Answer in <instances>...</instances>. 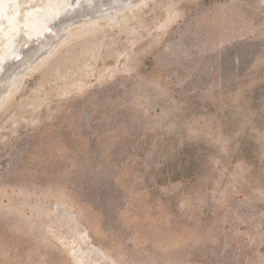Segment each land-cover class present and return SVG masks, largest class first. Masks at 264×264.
Returning <instances> with one entry per match:
<instances>
[{
	"label": "rangeland",
	"instance_id": "1",
	"mask_svg": "<svg viewBox=\"0 0 264 264\" xmlns=\"http://www.w3.org/2000/svg\"><path fill=\"white\" fill-rule=\"evenodd\" d=\"M0 2L2 54L115 1ZM125 3L0 103V264H264V0Z\"/></svg>",
	"mask_w": 264,
	"mask_h": 264
},
{
	"label": "bare ground",
	"instance_id": "2",
	"mask_svg": "<svg viewBox=\"0 0 264 264\" xmlns=\"http://www.w3.org/2000/svg\"><path fill=\"white\" fill-rule=\"evenodd\" d=\"M83 1H85V0H83ZM95 1L97 3V6L100 5L101 0H95ZM114 1H115L114 3H111L112 6H109L108 8H104L103 12H101L99 14H95L94 13L95 11L91 10L92 8L90 9L89 12H86V9H84V6L82 5L83 7L75 10V12H72L70 15H68L66 17H62L58 21H52L49 25L42 24L43 22L29 23L32 20H31V17L28 16L29 22L25 21L26 24H25V28H24L25 32L27 34L25 36H20L17 44H13L11 39L8 38L6 41V44H9V47H8L9 49L6 50V48H7V46H6L5 53L3 52L2 54H0V60L4 58V54H5V56L8 55L9 58L12 60L11 62L6 63L4 66H2L0 64V103L3 99H5V97L7 95L10 94V90H8L9 86H13L12 81L14 82L16 80L17 75L21 76L32 65H38L39 63H41L43 61L41 59L46 58L50 54L52 47H56L62 41V39H64L67 36V32L71 26V21H70L71 18H74L77 20L79 19L78 23H84L85 24L88 20L96 18L98 16L114 17V14L116 12H118L119 10H121V8L123 7V6L122 7L119 6V2L120 1L122 2V0H114ZM143 1L144 0H126L125 4H127V5H125V6H129V7L134 8V7L138 6ZM69 3H70V0H67L66 3L61 0V3L59 6H56L53 4L52 7H50V9H48L45 12V13H47L46 18H50L49 20H53L61 12L64 13L65 12L64 10H66V7ZM94 3L95 2H92V4H94ZM101 4H105V2L102 1ZM97 6H95V7L97 8ZM79 7H80V5H79ZM82 11L83 12L85 11L84 16H82V18H80ZM41 18H42V16H41ZM67 21H70V22H69V24L66 25ZM6 22L8 24L7 27L10 28V26H12V27L14 26V19H12L10 16L7 17ZM87 24H89V23H87ZM15 25H17V23ZM12 27L10 29H12ZM5 28H4V30H5ZM8 30H6V31L1 30L2 37H4V36L8 37V34L11 32L10 30L9 31ZM13 32L15 35V31H13ZM19 33H21V31H19ZM45 33H47V35ZM17 34H18V31L16 32V35ZM14 35H12V36H14ZM9 36H11V35L9 34ZM11 38H13V37H11ZM29 39L33 40V42L35 43L34 46H31L30 45L31 43H28ZM27 44H28V48L22 51L21 48L26 47ZM1 50H2V47H1ZM3 50H4V48H3ZM8 56H6V57H8ZM5 59L6 58H4V61H5ZM30 71L31 70H29L27 72H30ZM86 254L88 256H92V258H91L92 264H102V263H98L99 260L95 258V255L97 254V252H91V253H86ZM83 255H85V253ZM76 264H80V263H76Z\"/></svg>",
	"mask_w": 264,
	"mask_h": 264
},
{
	"label": "water",
	"instance_id": "3",
	"mask_svg": "<svg viewBox=\"0 0 264 264\" xmlns=\"http://www.w3.org/2000/svg\"><path fill=\"white\" fill-rule=\"evenodd\" d=\"M4 11V9L2 8V4L0 5V12Z\"/></svg>",
	"mask_w": 264,
	"mask_h": 264
}]
</instances>
